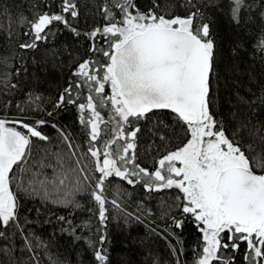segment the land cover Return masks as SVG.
<instances>
[{
	"label": "snow or ice",
	"instance_id": "snow-or-ice-1",
	"mask_svg": "<svg viewBox=\"0 0 264 264\" xmlns=\"http://www.w3.org/2000/svg\"><path fill=\"white\" fill-rule=\"evenodd\" d=\"M113 222L115 264H264V0H0V264H114Z\"/></svg>",
	"mask_w": 264,
	"mask_h": 264
},
{
	"label": "trees",
	"instance_id": "trees-1",
	"mask_svg": "<svg viewBox=\"0 0 264 264\" xmlns=\"http://www.w3.org/2000/svg\"><path fill=\"white\" fill-rule=\"evenodd\" d=\"M220 33H221V37L223 38L225 48L227 50V44H228V40L230 39L231 29L229 28V26L225 20H222L220 23ZM236 63H237V69H236L234 75L241 80L247 78V72L248 71H251L253 69L257 73H259V71H260L259 65H254L252 68H249L248 67L249 61L246 59L245 60H237ZM51 71H52L53 76L59 75L58 70L53 69ZM73 118H74V114L71 112V110L69 112H62L60 115V119L64 120L66 123H71L73 121ZM52 210L56 211L57 206H52ZM59 211H63V208L61 207L59 209ZM42 227L44 229H48L50 226L49 225H43ZM112 230H113V236H114V240H115V243L112 246V259L114 261V264L116 261L120 260L121 258L131 257L132 259H139V257L136 255V253L133 252L132 247H129L128 249H125L122 247L121 241H122L123 237L125 236V232L115 222H113ZM132 232H133V235H135L136 229L133 228ZM182 234L189 241L194 239L193 229L191 227H186ZM158 247H160L161 249H163L165 247L163 241L159 242ZM85 259H87V258L85 257Z\"/></svg>",
	"mask_w": 264,
	"mask_h": 264
}]
</instances>
